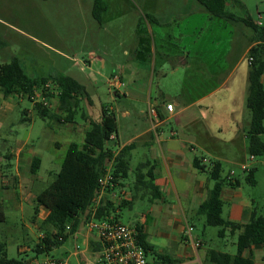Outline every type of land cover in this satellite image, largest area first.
<instances>
[{
  "label": "crops",
  "instance_id": "0c3cea01",
  "mask_svg": "<svg viewBox=\"0 0 264 264\" xmlns=\"http://www.w3.org/2000/svg\"><path fill=\"white\" fill-rule=\"evenodd\" d=\"M115 1L123 3L130 0ZM144 1L147 11L141 10L145 19L138 17L135 23L130 50L131 61L127 62L121 76L117 77L119 83L110 85L115 88L114 101L121 100L122 97L138 99L148 107H156L159 120L153 122L149 113L144 118L143 110L137 111L124 105L117 109L102 103L101 110L95 113L84 111L81 105L74 109L73 119L68 122L70 127L64 125L56 127V134L81 136L83 140L79 144H82L92 121L101 119L103 106L108 107L116 115L117 122L119 116L128 120L126 126L118 123L117 140L107 143V146L116 153L124 147L132 146L130 170L136 160L140 163H150L154 166V185L158 191H135L130 189L125 181V187L118 190H127L131 193V197L124 201L131 202L132 205L117 210L116 216L120 217L124 209L132 208L136 199L147 201L149 210L142 215L135 226L142 227L154 251L167 256L172 264H210L206 261V257L208 251L213 249H208L205 239L194 235V232L197 224L205 225V218L198 215V208L207 199L214 184L212 185L208 172L200 171L195 166V159L210 160V163L202 162L207 169L210 168L212 161L228 162L240 168L248 163L250 154L247 128L250 121L245 117L244 109L249 87L250 65L249 63L247 66L243 65V58L235 60L231 66L227 62L231 57L229 52H233L237 45H241L243 56L250 51L254 45L252 43L254 32L240 22H234L238 25L231 27L227 23H221L222 18L212 17L196 0ZM108 9L109 5L102 14V24ZM196 19H200L199 23ZM193 22L197 24L192 26ZM214 23L218 26L213 27ZM224 31L227 35H231V39L228 40L226 36L224 43H221L220 34L223 35ZM126 53L129 54V51ZM231 59L234 61V56ZM96 61L106 66V60L96 56L94 51L90 52V59L84 64L87 67L95 64ZM228 67L230 70H227ZM83 69L84 67L81 68ZM238 70L240 73L238 72L239 74L233 79ZM72 77L86 87L85 99H90L89 104L93 105L89 88L92 87L93 90L98 88L93 84L94 79L88 77L85 82L77 76ZM125 78L131 83L130 86L124 85ZM261 80L264 84V74ZM226 88L228 90L221 96L222 98L218 101L212 100L217 92ZM1 96L7 108L0 115V130L9 112L15 108L16 101L24 99L18 94H11L5 98L1 92ZM169 104L173 105L172 111L167 110ZM29 113L30 111H24L27 118ZM79 114L83 119L82 124L77 122ZM221 115H224L228 122L224 118H222L224 121H221ZM172 119L177 120L176 128L168 127ZM53 145L56 148L62 147L57 140ZM35 158H40L41 164L34 174L31 166ZM42 164L43 159L36 152L35 147L26 149L22 157H19L18 153L15 160L11 154L0 153V185L4 176L13 174L15 178L22 177L25 171L30 169L34 177L31 182L37 188L33 190L36 198L47 187L54 173L60 170L47 172L46 175L50 176L47 180L45 175H39ZM252 169H257V163H253L250 171ZM250 171L243 174L247 176ZM231 172L223 177L234 183L237 181L238 184H227L223 188V216L226 214L227 218H224L229 221L246 223L250 220L253 209L257 208L258 211L259 209L256 201L245 195L241 177L237 172L235 176L230 177ZM21 182V187L15 190L16 192L19 190V194L25 193V182L23 180ZM158 192L161 193L160 197ZM104 199L110 200L118 207L124 202L108 193L105 194ZM5 203L9 204L7 201ZM44 210L46 212L43 220L48 215L46 209L39 208L37 213L39 216L41 212L39 219L42 218ZM189 228L193 230L190 232ZM83 231H85L86 243L89 232L84 215L81 216L77 229L79 233ZM229 235L230 233H227L223 238L226 239ZM234 236L237 237V234ZM244 256L251 258L255 264H264V246H253L245 251ZM77 262L83 264L78 259Z\"/></svg>",
  "mask_w": 264,
  "mask_h": 264
},
{
  "label": "rangeland",
  "instance_id": "374dc122",
  "mask_svg": "<svg viewBox=\"0 0 264 264\" xmlns=\"http://www.w3.org/2000/svg\"><path fill=\"white\" fill-rule=\"evenodd\" d=\"M103 1L108 3L109 9L104 14V23L101 25L92 14L94 0H0V64L18 58L27 73L35 77H46L58 72L77 76L84 81L91 77L94 79L93 84L98 88L94 90L92 87L89 88L93 105L89 104L90 99L82 100L80 107L82 105L84 111L95 113L101 110L102 103L117 109L124 105L137 111L143 110L142 116L145 118L150 107L138 99L122 97L121 100L114 101L115 88L110 85V81L114 77H120L127 62L131 61L130 50L135 23L138 17H143L144 14L141 13L147 11V5L144 0H132L133 2L130 0L123 3L115 0ZM225 3L227 10L237 17L251 18L264 24V0H225ZM196 21L199 23L200 19ZM220 21L227 23L229 27L236 25L232 21L226 22L225 19ZM195 22L192 26L197 24ZM212 26L217 27L218 24L214 23ZM220 35L221 43H224L226 36L228 40L231 39V35H227L225 31L223 35ZM91 51H94L96 56L104 58L106 66L96 61L95 64L86 67L84 63L90 59ZM126 51H129V54ZM229 53L232 58L234 56V61L229 57L228 65L231 66L235 60L243 58V65L247 66L249 52L243 56L244 51L241 45H237L234 51ZM82 67H84L83 70H81ZM227 70H230L229 67ZM238 72L239 70L233 79L240 73ZM124 85L130 86L131 83L125 78ZM227 90L228 88L220 90L212 100L218 101ZM23 97L24 99L16 101L15 108L9 112L0 130V153L11 154L15 160L18 153L19 157H22L26 149L35 147L36 152L43 159L39 175H45L48 180L50 176L46 173L60 169L68 144L80 143L83 137L56 134V127L62 125L70 127L63 121L65 116L59 109L58 99L51 100L50 108L59 117L64 118L50 120L43 119L38 114L34 103ZM246 106L244 115L250 121L251 113ZM6 108L7 105L0 92V115ZM26 110L30 111L28 115L30 119L24 114ZM117 116H119L118 113ZM223 116L220 117L221 121H224L222 118L225 119ZM225 121L228 122L226 119ZM77 122L83 123L81 114L77 116ZM118 123L126 126L129 122L119 116ZM176 124L177 120L172 119L168 127L176 128ZM55 140L60 142L62 147L56 148L53 145ZM247 162L250 164V169L253 163H257V169L254 172L257 184L248 183L244 175L248 171L242 170L236 164L222 162L223 175L231 172V169L234 170L235 175L237 172L243 181L245 195L256 201L259 213L264 215V157H257L254 161H251L249 157ZM139 164V160L133 162L129 178L126 180L130 189H133L136 181V169ZM27 171L22 177L15 178L13 174H9L1 181L3 183L0 185V245L8 258L19 260H42L47 257L69 258L72 264H78V258L73 254L87 248L84 242L85 231L70 234L62 245L52 250L39 254L35 252V244L44 236V233L40 231V225L46 211H43L40 219L41 212L39 216L35 214L33 190L37 188L31 182L34 177L30 169ZM230 177H232L231 173ZM22 180L25 182V193L19 194V190L17 192L15 190L21 187ZM51 180L52 178L49 183ZM210 181L213 185L214 181ZM148 210L149 203L139 198L135 200L132 208L123 210L118 220L122 224L135 226V223L140 221L142 215ZM224 217L227 218V215L224 214ZM219 230V227L197 224L194 235L205 239L208 249L236 254L237 237L230 234L224 239L219 237ZM92 235L96 236V232ZM87 257L92 258V255L88 254ZM147 260L148 264H172L157 258L153 253L147 254Z\"/></svg>",
  "mask_w": 264,
  "mask_h": 264
},
{
  "label": "trees",
  "instance_id": "16d2710c",
  "mask_svg": "<svg viewBox=\"0 0 264 264\" xmlns=\"http://www.w3.org/2000/svg\"><path fill=\"white\" fill-rule=\"evenodd\" d=\"M196 1L202 4L212 17L243 23L254 32L252 40L254 45L249 51V57H252L253 61L250 63L246 99L247 108L251 113L247 139L250 156L264 157V84L261 80L264 74V27L259 26L251 18H240L228 11L225 0ZM107 8L105 1L94 0L92 14L100 24L103 22L102 14ZM48 82L60 88L59 109L65 114L63 121L71 122L74 109L79 108L80 103L87 96L86 87L83 84L63 73L46 77L29 75L18 58L0 64V91L5 98L11 94L22 97L32 94L36 87H41ZM34 106L43 119L64 118L40 103ZM117 128L116 115L108 107L103 106L101 119L92 121L90 129L85 134L84 142L82 144L72 142L68 146L60 170L54 173L51 182L35 198V214L37 215L39 208L48 211V215L40 225V231L44 233V236L34 246L37 254L59 247L70 234L77 232L81 216L92 205L99 189V179L103 175L106 159L114 156L112 149L107 146V141L113 133H117ZM132 149V146L124 147L115 157L114 175L118 188L125 187V181L129 178ZM40 164V158H35L31 166L32 173L35 174L39 170ZM195 166L200 171L208 172L209 178L214 181L209 196L198 208V215L205 218V225L220 228L219 237H225L227 233L237 234L236 254L213 249L208 251L206 261L210 264H255L251 258L245 257L244 253L253 246H264V215L255 208L250 220L246 223H236L224 218L223 188L227 184L236 185L237 181L234 183L223 177V165L219 161H212L210 168L207 169L202 164V160L196 158ZM153 170L154 166L148 162L139 164L133 188L135 191H158L154 185ZM254 172L255 169H252L246 176L247 182L252 185L256 184ZM160 196L161 193L158 197ZM131 205V202L124 201L118 207L110 200L103 199L95 217L96 219H118L117 210ZM68 226L71 227L70 231H67ZM136 227L140 231V240L147 254L154 252L157 258L171 263L167 256L154 251L142 227L140 225ZM0 264H28V260L8 258L0 245Z\"/></svg>",
  "mask_w": 264,
  "mask_h": 264
},
{
  "label": "built area",
  "instance_id": "2783aa9c",
  "mask_svg": "<svg viewBox=\"0 0 264 264\" xmlns=\"http://www.w3.org/2000/svg\"><path fill=\"white\" fill-rule=\"evenodd\" d=\"M259 26L264 27L262 22H257ZM253 61L252 57H249L248 63ZM119 83V79L114 77L111 81V85ZM60 88L54 85L52 82H48L41 87H36L32 94L24 95L31 102L35 104H42L45 107L50 108V102L52 99H58L60 96ZM167 110L172 111L173 105H167ZM149 114L153 122L159 120L157 108L151 106ZM116 134L113 133L107 143L115 142ZM118 153L114 152L112 158L106 159L105 169L103 175L99 179V189L96 196L93 199L92 205L84 213L85 223L88 228L89 234L86 236V249L83 251H77L73 254L83 264H148L147 252L142 246L140 240V231L136 226H129L122 224L115 218L96 219V212L99 206L102 204L105 194H110L113 198L121 201H126L131 197V193L127 190H118L115 183V157ZM257 157L250 156V160L254 161ZM203 163H210L207 158H202ZM242 170L249 171L250 164L246 163L242 165ZM235 175L234 171L231 172V176ZM71 227H67V231H70ZM193 228H189L191 232ZM96 232V236L92 235ZM197 245H199L197 243ZM79 249V248H78ZM88 254L92 255V258L87 257ZM28 264H72L70 259H57L47 257L45 259H31L28 260Z\"/></svg>",
  "mask_w": 264,
  "mask_h": 264
}]
</instances>
